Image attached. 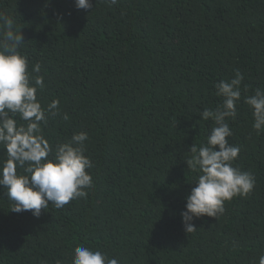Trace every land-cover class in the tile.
Here are the masks:
<instances>
[{
	"label": "trees",
	"instance_id": "1",
	"mask_svg": "<svg viewBox=\"0 0 264 264\" xmlns=\"http://www.w3.org/2000/svg\"><path fill=\"white\" fill-rule=\"evenodd\" d=\"M91 2L84 11L74 0H0L22 29L29 70L41 64L40 100L58 99L69 116L50 117L46 139L55 151L86 132L94 182L87 198L39 218L13 212L0 186V264H72L80 245L120 264H259L264 132L253 130L243 97L264 87V0ZM236 70L244 81L228 140L241 149L234 166L256 186L187 233L181 213L199 175L187 153L206 143L213 122L200 113L221 103L215 84Z\"/></svg>",
	"mask_w": 264,
	"mask_h": 264
},
{
	"label": "clouds",
	"instance_id": "2",
	"mask_svg": "<svg viewBox=\"0 0 264 264\" xmlns=\"http://www.w3.org/2000/svg\"><path fill=\"white\" fill-rule=\"evenodd\" d=\"M111 6L117 0H106ZM77 10L92 9L91 0H74ZM24 42L22 29L10 15L0 12V146L7 157L0 161V186L7 189V198L14 203L13 212L31 211L39 218L49 206L62 209L71 201L87 198L86 189L94 187L87 171L93 167L85 154L86 132L73 134L67 142L59 143L55 151L46 139L43 127L50 117L69 116L60 111V101L55 99L45 107L38 93L45 88L41 64L30 69V60L20 49ZM244 76L240 70L230 80L215 84V95L221 103L215 109L205 108L200 113L202 121L213 122L206 143L190 146L185 162L199 175L195 187L186 197L181 213L185 231H196L195 219H217L225 213V203L236 197H247L255 189L256 179L251 172L234 166L240 155L239 146L229 143L233 135L228 120L235 121L237 105L241 101ZM247 91V85H244ZM252 110V128L257 135L264 132V87L243 97ZM20 121H23L21 123ZM54 151V155H53ZM50 156L52 158H50ZM21 169L18 173L17 169ZM72 264H120L107 253L80 245L74 249ZM264 264V254L259 257Z\"/></svg>",
	"mask_w": 264,
	"mask_h": 264
}]
</instances>
